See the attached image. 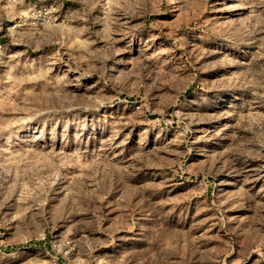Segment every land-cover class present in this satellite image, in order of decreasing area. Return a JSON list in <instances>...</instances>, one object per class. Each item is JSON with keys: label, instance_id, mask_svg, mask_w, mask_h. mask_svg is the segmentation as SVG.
<instances>
[{"label": "rangeland", "instance_id": "obj_1", "mask_svg": "<svg viewBox=\"0 0 264 264\" xmlns=\"http://www.w3.org/2000/svg\"><path fill=\"white\" fill-rule=\"evenodd\" d=\"M0 264H264V0H0Z\"/></svg>", "mask_w": 264, "mask_h": 264}, {"label": "bare ground", "instance_id": "obj_2", "mask_svg": "<svg viewBox=\"0 0 264 264\" xmlns=\"http://www.w3.org/2000/svg\"><path fill=\"white\" fill-rule=\"evenodd\" d=\"M64 73H66V72H64ZM76 78V77H75Z\"/></svg>", "mask_w": 264, "mask_h": 264}]
</instances>
